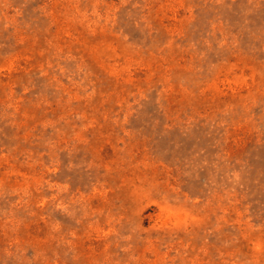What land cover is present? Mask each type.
<instances>
[{
  "label": "rangeland",
  "instance_id": "rangeland-1",
  "mask_svg": "<svg viewBox=\"0 0 264 264\" xmlns=\"http://www.w3.org/2000/svg\"><path fill=\"white\" fill-rule=\"evenodd\" d=\"M0 264H264V0H0Z\"/></svg>",
  "mask_w": 264,
  "mask_h": 264
}]
</instances>
